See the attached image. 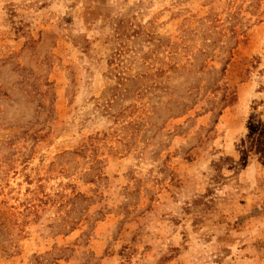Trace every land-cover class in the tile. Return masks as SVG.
I'll return each instance as SVG.
<instances>
[{"label":"rangeland","instance_id":"rangeland-1","mask_svg":"<svg viewBox=\"0 0 264 264\" xmlns=\"http://www.w3.org/2000/svg\"><path fill=\"white\" fill-rule=\"evenodd\" d=\"M0 264H264V0H0Z\"/></svg>","mask_w":264,"mask_h":264}]
</instances>
